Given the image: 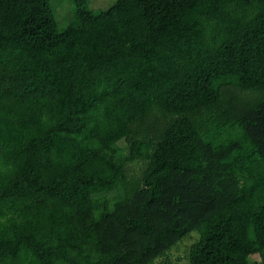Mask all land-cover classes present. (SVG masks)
Here are the masks:
<instances>
[{"label": "trees", "instance_id": "trees-1", "mask_svg": "<svg viewBox=\"0 0 264 264\" xmlns=\"http://www.w3.org/2000/svg\"><path fill=\"white\" fill-rule=\"evenodd\" d=\"M70 1L0 0V264L264 259V0Z\"/></svg>", "mask_w": 264, "mask_h": 264}, {"label": "rangeland", "instance_id": "rangeland-1", "mask_svg": "<svg viewBox=\"0 0 264 264\" xmlns=\"http://www.w3.org/2000/svg\"><path fill=\"white\" fill-rule=\"evenodd\" d=\"M52 0L54 6L57 5V18L60 28H65L74 16V6L70 0ZM116 0H90V6L93 10H106L110 8ZM61 3V4H60ZM124 145V142L120 143ZM199 239V233L194 231L188 234L184 239L173 246L166 255L167 260L164 264H190V250L193 244ZM251 264H264V259L260 255L251 257Z\"/></svg>", "mask_w": 264, "mask_h": 264}]
</instances>
